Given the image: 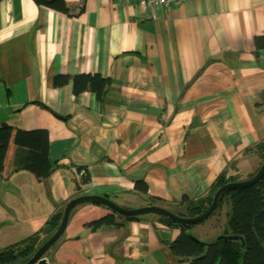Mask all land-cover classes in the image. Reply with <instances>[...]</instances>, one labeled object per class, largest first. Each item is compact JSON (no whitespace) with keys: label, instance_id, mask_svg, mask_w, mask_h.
I'll return each mask as SVG.
<instances>
[{"label":"crops","instance_id":"1","mask_svg":"<svg viewBox=\"0 0 264 264\" xmlns=\"http://www.w3.org/2000/svg\"><path fill=\"white\" fill-rule=\"evenodd\" d=\"M62 1L70 13L0 0V126L12 129L0 173V252L82 195L202 212L218 178L246 173L264 143V53L254 46L264 36V0H179L153 10L131 0ZM82 75L107 82L100 98L74 94L72 79ZM16 131L46 133V178L18 167L27 149L14 143ZM140 181L145 191L134 188ZM108 214L75 207L47 263L188 264L169 247L180 231L154 217L85 228ZM157 231L170 233L169 244Z\"/></svg>","mask_w":264,"mask_h":264},{"label":"trees","instance_id":"2","mask_svg":"<svg viewBox=\"0 0 264 264\" xmlns=\"http://www.w3.org/2000/svg\"><path fill=\"white\" fill-rule=\"evenodd\" d=\"M38 6L52 10L70 13L62 0H34ZM256 50L264 53V36L254 39ZM66 78H56L55 84L61 86ZM106 81L99 76L82 75L72 79L74 94L92 92L100 98L106 87ZM12 129L7 125L0 126V173L3 170L5 152L11 138ZM14 143L27 149L25 156L18 160V167L30 171L37 178H46L49 174L47 163V136L45 132L26 133L16 131ZM260 158L264 156V143L257 146ZM262 152V154L260 153ZM83 169H79L80 172ZM88 175L84 170L81 175L83 184L88 183ZM235 181V175H225L218 178L214 190H218L228 182ZM135 189L146 190L140 181L134 185ZM215 191V192H216ZM214 192V193H215ZM211 198V197H209ZM208 198V203L209 199ZM211 201V200H210ZM227 205L226 224L218 238L208 245L198 243L191 236L189 226H182L158 217L159 223L168 229H177L179 236L169 245L174 256L188 264H264V176L253 186L229 191L222 198L219 206ZM218 206V207H219ZM199 207L191 205L185 213H174L181 217H193ZM173 213V212H172ZM200 213V211H199ZM62 212L52 216L45 229L21 244L9 247L0 252V264H23L34 251L55 231ZM140 217H122L110 213L98 220L85 225L90 231L103 228L119 229L125 223L138 220ZM236 237V238H232Z\"/></svg>","mask_w":264,"mask_h":264},{"label":"water","instance_id":"3","mask_svg":"<svg viewBox=\"0 0 264 264\" xmlns=\"http://www.w3.org/2000/svg\"><path fill=\"white\" fill-rule=\"evenodd\" d=\"M264 176V156L262 158V164L257 171V173L251 178L245 181L231 182L220 187L213 195L212 201L206 209H204L200 214L193 217H181L178 216L164 208L157 206H144L136 209H125L117 206L111 200L105 197L92 196V195H82L71 199L63 208L61 220L55 229V231L41 244L39 248L27 259L23 264H48L45 258V253L60 239L63 235L71 212L75 207L82 204H93L105 207L110 213L117 214L122 217H141L146 215H156L158 217H163L172 223L182 226H192L199 224L207 220L214 210L220 204L222 198L226 193L232 190H239L253 186ZM197 205L203 207L204 199L197 201ZM156 237L165 245L169 244L170 233L165 231H157ZM195 241L201 244L208 245L207 243H202L194 236H191ZM236 238V237H232Z\"/></svg>","mask_w":264,"mask_h":264},{"label":"rangeland","instance_id":"4","mask_svg":"<svg viewBox=\"0 0 264 264\" xmlns=\"http://www.w3.org/2000/svg\"><path fill=\"white\" fill-rule=\"evenodd\" d=\"M253 153H255L256 154V151L254 152L253 151ZM261 154H262V152H260ZM257 156V158L255 159V161L253 162V164H252V166H251V168L249 169L248 167H247V169H244L245 170V172L246 173H241V175H237V177H236V179H235V181L237 182L238 180L239 181H245V180H247V179H249L248 177H250L251 178V173H253V175L252 176H254L256 173H257V171L259 170V168H260V166H261V164H262V159L260 158V155H259V151H257V154H256ZM259 156V157H258ZM246 164V163H245ZM247 178V179H246ZM231 182H234V181H231ZM231 182H228V183H231ZM213 196V195H212ZM210 200H211V198H209ZM209 200V203H207L206 204V206L208 205V204H210L211 203V201ZM118 206V205H117ZM154 206V205H153ZM219 206V205H218ZM120 207V206H119ZM142 207H144V206H142ZM158 207V206H157ZM208 207V206H207ZM123 208V207H122ZM138 208H140V207H138ZM162 208V207H161ZM125 209H129V208H125ZM134 209H136V208H134ZM167 210V209H166ZM169 211V210H168ZM227 211H228V209H227V205L226 204H224V203H222L219 207H217L215 210H214V212L211 214V216L207 219V220H205V221H203V222H201V223H199V224H196V225H192V226H189L188 227V229L190 230V231H192L193 233H195L199 238H202L203 240H205V242H206V240H210V242L212 243L213 242V240L216 238L215 237V235L217 236V235H219V234H221L222 232H223V228H224V226H225V224H226V216H227ZM170 212H173V213H175V211H170ZM201 213V212H200ZM199 213V211H198V213L196 214V215H198V214H200ZM144 217H154L155 219H158V216H156V215H146V216H141L140 218H144ZM55 245V244H54ZM53 245V246H54ZM52 246V247H53ZM51 249V248H50ZM49 249V250H50ZM37 250V249H36ZM35 250V251H36ZM49 250L45 253V255L44 256H46L47 254H48V252H49ZM34 251V252H35ZM33 254V253H32ZM31 254V255H32ZM30 255V256H31ZM29 256V257H30ZM28 257V258H29Z\"/></svg>","mask_w":264,"mask_h":264},{"label":"built area","instance_id":"5","mask_svg":"<svg viewBox=\"0 0 264 264\" xmlns=\"http://www.w3.org/2000/svg\"><path fill=\"white\" fill-rule=\"evenodd\" d=\"M122 1V0H114ZM137 3V6L141 9L153 10L155 7L162 6L168 7L169 5L179 1V0H131Z\"/></svg>","mask_w":264,"mask_h":264}]
</instances>
